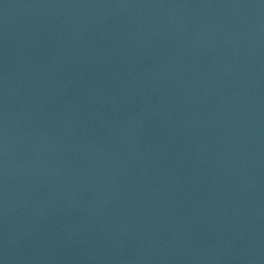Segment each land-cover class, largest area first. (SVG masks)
<instances>
[{
    "label": "water",
    "instance_id": "1",
    "mask_svg": "<svg viewBox=\"0 0 264 264\" xmlns=\"http://www.w3.org/2000/svg\"><path fill=\"white\" fill-rule=\"evenodd\" d=\"M0 264H264V0H0Z\"/></svg>",
    "mask_w": 264,
    "mask_h": 264
}]
</instances>
